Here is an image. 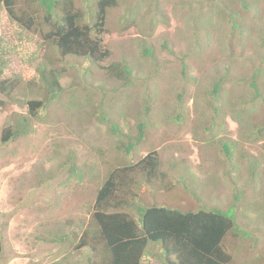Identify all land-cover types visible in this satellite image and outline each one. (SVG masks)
I'll return each instance as SVG.
<instances>
[{
  "label": "rangeland",
  "instance_id": "obj_1",
  "mask_svg": "<svg viewBox=\"0 0 264 264\" xmlns=\"http://www.w3.org/2000/svg\"><path fill=\"white\" fill-rule=\"evenodd\" d=\"M97 1L73 0L75 11L94 13ZM138 1L117 0L108 14L103 42L111 54L100 64L61 57L44 44L54 22L44 23L34 0H15L38 19L36 43H21L0 4V82L8 80L0 92V264H103L102 241L85 233L95 232L93 206L115 170L120 191L110 212L133 216L129 206L137 202L223 211L237 203V230L224 248L232 264H264V0H144L143 12L158 6L159 18L127 29L121 19ZM142 45L154 59L142 55ZM125 61L128 85L119 77ZM256 71L260 96L251 87ZM222 75L228 79L217 103L206 90ZM54 79L61 91L31 119V132L3 144V130L30 117L28 101L49 99L45 83ZM147 106L145 139L127 154ZM149 153L158 161L153 175L122 170Z\"/></svg>",
  "mask_w": 264,
  "mask_h": 264
},
{
  "label": "trees",
  "instance_id": "obj_2",
  "mask_svg": "<svg viewBox=\"0 0 264 264\" xmlns=\"http://www.w3.org/2000/svg\"><path fill=\"white\" fill-rule=\"evenodd\" d=\"M34 1L43 9L45 14L44 23L50 25L54 22L49 26L50 31L43 34V43L53 45L61 57L84 58L92 64H100L110 57V50L104 46L103 42L104 35L108 32L104 26L107 22L108 14L118 6L117 0H98L97 10L94 13L89 10H86V13L75 11L73 0ZM143 3L144 0H139L136 4L137 6L127 10L125 16L121 19L122 23L127 24V29L138 27L140 22H145L147 28L152 27L159 18L157 16V13H160L158 6L143 12L142 8L145 4ZM0 4H2V8L9 15L12 27L17 31V36L22 41L21 43H23V40L30 44L36 43L32 36V31L38 24V19L32 15L29 16L27 11L21 8L15 0H0ZM243 6L247 7L246 4ZM83 20H86V22H83ZM235 23L233 27L236 29ZM22 28L23 30H21ZM235 29L233 30L236 31ZM28 32H31V35ZM240 32L243 33L244 31ZM262 40L264 41V38ZM163 48L165 49L167 46ZM141 49L142 55L154 59L153 49L145 46L141 47ZM185 58H183L182 62L183 73L186 72L187 67L184 63ZM111 69L115 70L114 67H111ZM131 72L128 61H125L119 72V77H123L127 81V85L132 81ZM2 74V71H0V76ZM258 74L259 72L256 71L251 80V87L254 89L256 96H260L256 84ZM227 79V75L218 77V79L212 81L209 87L210 90H206L208 96H211L217 103H219L222 93V85ZM58 82V80L54 79L45 83V89L50 94L49 99L28 101L27 107L30 117H22L15 129H4L1 137L3 144L17 141L31 132V119L37 118L42 110H46L48 104L53 102L57 98V93L61 91ZM7 84L8 80L0 82L1 93L4 92ZM178 106L180 107L181 104L179 103ZM149 112L150 108L147 106L145 120L138 123L136 136L129 139L128 143L124 145L127 154H131L144 141L146 129L149 125L147 120ZM181 116V113L176 114L178 122L181 120ZM102 120H106L104 116ZM258 129V133H261L264 130V124L263 126L260 125ZM111 130L121 136L116 125H112ZM222 149L225 156L231 158L233 145L226 142ZM157 167L156 154L149 153L137 163L123 167L122 170L134 171L143 169L148 170L153 175ZM72 168L75 172V165ZM118 174L119 170L113 171L99 190L91 217V224H94L93 231L95 232L87 231L85 233L90 235L87 238L92 241H102L106 252L103 264L233 263L232 255L225 250L223 242L227 234L237 230V203L233 204L228 210L223 211L219 209L181 210L167 207L166 205L145 206L136 201L137 205L129 206V211L132 210L135 214L133 216L130 212H110L109 200L120 191ZM74 175H77V171ZM78 175H80V172ZM134 196L135 198L137 197L136 194ZM54 240L52 239V241ZM79 246L85 247L84 243ZM157 247H160V254L153 251ZM1 250L2 244L0 241V252ZM145 257L155 259V261L145 263L143 261ZM87 264H93L92 258Z\"/></svg>",
  "mask_w": 264,
  "mask_h": 264
}]
</instances>
